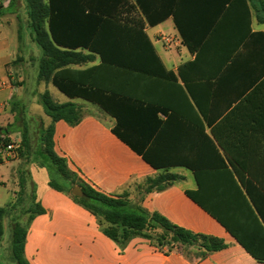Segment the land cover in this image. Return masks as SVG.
Returning a JSON list of instances; mask_svg holds the SVG:
<instances>
[{"label": "trees", "instance_id": "16d2710c", "mask_svg": "<svg viewBox=\"0 0 264 264\" xmlns=\"http://www.w3.org/2000/svg\"><path fill=\"white\" fill-rule=\"evenodd\" d=\"M23 2L26 23L18 26L17 37L21 40V35L27 34L41 53L38 81L52 84L70 99L80 98L97 105L115 119L112 134L157 170L155 176L131 183L140 191V201L147 193L163 191L181 179L169 173L168 168L191 170L197 189L185 191L187 197L219 223L257 264H264V186L249 187L243 182V175L252 177L250 171L198 169V158L179 149L178 106L179 95L185 98L178 81L195 103L196 90H203L206 95L207 89L212 88L208 92L210 99L234 93L237 100L243 99V93L251 87L256 88L253 95L264 90V33H251L250 29V9L258 23L264 24V0ZM2 15L0 8V18ZM168 17L173 19L181 44L195 54V60L179 67L176 75L165 69L144 31L146 25L153 27ZM95 56L99 57L98 65L71 69L91 62ZM200 66L202 73L196 78L194 70ZM212 80L215 82L210 84ZM195 81L202 84L190 86ZM165 84L175 88L163 92L168 96L174 94L168 104V98L158 97L159 94L148 96V86ZM239 86L240 92L232 90ZM142 89L144 96H140ZM41 105L50 124L41 128L35 144L23 133L18 157L27 165L35 158L41 166L52 167L58 180L51 177L49 186L59 192L66 187H79L83 196H74V201L96 218L103 235L121 248L132 239L141 238L166 254L197 248L206 255L227 248L222 239L194 234L156 212H147L140 204H131L128 188L106 195L77 180L66 161L55 154L53 133L58 121L77 125L84 117L82 108L72 102L56 103L48 91L41 95ZM220 109L222 113L227 107ZM158 114L165 116V120L158 119ZM8 134L7 128H0V142L7 143ZM203 137L209 148L206 150H213L220 164H224L213 141ZM21 171L20 198L28 178L27 171ZM34 212L43 211L36 206ZM5 215L6 209L0 208V242ZM11 230L12 258L17 264H28L24 258L26 229L12 225Z\"/></svg>", "mask_w": 264, "mask_h": 264}, {"label": "crops", "instance_id": "0c3cea01", "mask_svg": "<svg viewBox=\"0 0 264 264\" xmlns=\"http://www.w3.org/2000/svg\"><path fill=\"white\" fill-rule=\"evenodd\" d=\"M0 8L3 11L0 34L7 28L15 32L11 51L5 40L0 41V81L7 83L0 91V128L8 129L9 134L6 137L9 140L17 137L22 140L23 133L30 136L31 123L42 124L43 127L50 124L43 108H31L34 102L41 103V95L48 86L37 79L38 60L41 57L39 49L30 42L27 34H22L21 40L17 37L18 26L26 23L23 0H0ZM164 25L169 26L170 37L160 30L149 35L150 30ZM250 29L251 33H264V24L258 23L253 9H250ZM144 31L165 69L174 75L179 67L195 60V54L181 44L172 17L153 27L146 25ZM82 52L84 55L88 54L87 51ZM16 58L21 65L15 70L12 64ZM30 61L33 63L29 64ZM99 63V57L95 56L91 62L71 69L83 70ZM29 67L35 75L32 79L29 76ZM194 71L197 78L202 73L201 66ZM214 82L212 80L210 84ZM178 84L185 93V98L180 95L178 97L180 152L198 158V169L250 171L252 177L243 175V182L249 187L264 186V90L253 95L255 87H251L243 93L244 98L238 100L234 93L210 99L208 92L212 88L207 89L206 95L203 90H196L195 103L188 97L183 83L178 81ZM199 84L202 82L195 81L190 86L197 87ZM166 89L175 90L172 84H165L163 87L148 86L146 91L148 96L155 93V97L159 94L158 97L168 98V104L174 94H163ZM28 90L31 91V97ZM232 90L240 92L242 86ZM143 91L140 90V96L145 95ZM250 95L252 96L247 99ZM65 98L59 104L72 102L82 110L86 106L90 109L93 106L98 107L80 98ZM225 107L227 109L221 113L220 108ZM90 109L75 126H69L64 121L54 123L53 150L66 161L67 168L77 180L106 195L128 188L131 204H140L147 212H156L172 224L194 234L222 239L227 248L206 255L197 248H189L183 253L174 251L166 254L141 238H134L121 248L103 235L93 215L75 204L69 196L49 188V177L37 187L33 181H36V173L42 168L31 167V187L36 201L45 209V214L37 217L26 233L25 256L31 260V264H39L33 261L37 250L42 257L47 252V235L54 241V260L65 264H257L219 223L187 197L185 191L194 192L197 189L191 170L184 167L168 168L169 173L177 174L181 179L163 191L147 193L140 201V191L131 183H140L147 177H153L157 170L112 134L115 119L99 107V113ZM157 118L165 120L166 117L158 114ZM201 129L203 135L215 144L224 164H220L213 150H206L209 148ZM8 164L0 165L5 167V171H9L8 179L14 182L19 175L12 168L11 171L7 169ZM1 177L0 186H3ZM236 182L241 186L237 180Z\"/></svg>", "mask_w": 264, "mask_h": 264}, {"label": "rangeland", "instance_id": "374dc122", "mask_svg": "<svg viewBox=\"0 0 264 264\" xmlns=\"http://www.w3.org/2000/svg\"><path fill=\"white\" fill-rule=\"evenodd\" d=\"M163 28V29H162ZM165 31L164 33L167 35V37L171 36L170 28L167 25H164L163 27L159 28V29H153L149 31V35H152L153 33H155L156 31ZM163 33V32H162ZM15 36V32L13 29L11 28H7V29H3L2 34H0V41L5 40L7 42V45L9 46V51H11L13 49V39ZM18 58V57H17ZM15 59V62H13L12 67L13 69H19V66L21 65V62L18 59ZM33 63L32 61L29 62V64ZM29 76L32 79V77H34V72L31 71V67H29ZM31 84V83H30ZM45 86L47 87V90L51 97L53 98V100L56 103H63L64 100H66L65 96L60 93L55 87L52 86V84L50 83H45ZM28 95L31 97V91L28 90ZM33 107V109L37 108V109H42V105L41 103L37 104L36 102L33 103V106L31 105V108ZM86 109L82 110V113L85 114L87 111H89V107H85ZM98 107L93 106L91 107V111L92 112H96L99 113L100 110L97 109ZM49 118V117H48ZM49 121L50 118H49ZM21 125V124H19ZM43 127L42 124H34L31 123V131H30V137H31V141L33 142V144H35L37 136H38V129H41ZM14 161V162H12ZM9 163L7 165V169H9L11 171H16V173L19 175L23 170L25 169L28 173V178H27V184H26V188L24 191V195L21 197L23 200L19 203L18 200L21 199L19 197V193H20V186H19V179L18 176L15 177L14 182H12V180L8 179V172L5 171V167L3 165H0V176H2L1 181L3 183V186H0V208H5L6 209V215L5 218L3 220V226H4V234L3 237L1 239L0 242V264H17L14 259L12 258V254H11V234H12V225H19L20 227H23L26 229V233L28 232V229L31 227L33 221L39 217L45 214V209L41 206V204L39 202L36 201V197L34 195V190L31 187V182L33 181V177L31 175L30 178V173L29 170L31 169V167L37 168L40 167L42 168L41 170H39L36 174L37 178L36 181H33V183H35V185L37 187H40L41 185H39L40 183H44L46 178L48 179L49 177V181L52 179L58 180L56 175H54L55 171L52 167L50 168H46L41 166L39 161H36L35 158H32V162L29 163L28 165L24 162V160H22L20 157H17L16 160H11V161H7L4 164ZM25 163V164H24ZM3 164V163H2ZM60 185L65 186V184H63L62 182L60 183ZM48 186H49V182H48ZM66 187V186H65ZM49 188H51L49 186ZM53 189V188H51ZM72 189H70V187H66L62 192H59L55 189H53L56 192L59 193H63L67 196H69V198H71V200L77 204L78 206H80L81 208H83L81 205H79L78 203H76L74 201V196L71 194ZM33 190V193H32ZM31 193L33 194V199L30 198ZM76 197V196H75ZM11 206V208L9 207ZM14 206V207H12ZM36 206H38L43 212L41 214L35 213L34 209H36ZM84 209V208H83ZM85 210V209H84ZM87 211V210H86ZM88 212V211H87ZM91 214V213H90ZM92 215V214H91ZM98 225V224H97ZM47 242H48V249L47 252L44 253V256H40L38 250L35 252L34 254V260L35 262L39 263V264H65L62 261H55V257H56V253H54V241L51 240V236L47 235L46 236ZM24 258L27 261L28 264H31V260H29L28 258H26L25 256V249H24ZM44 259V260H43Z\"/></svg>", "mask_w": 264, "mask_h": 264}, {"label": "built area", "instance_id": "2783aa9c", "mask_svg": "<svg viewBox=\"0 0 264 264\" xmlns=\"http://www.w3.org/2000/svg\"><path fill=\"white\" fill-rule=\"evenodd\" d=\"M7 85L6 82L0 81V91ZM21 147V138L9 140L7 143L0 145V164L7 161L16 160L18 157V150Z\"/></svg>", "mask_w": 264, "mask_h": 264}, {"label": "water", "instance_id": "95a60500", "mask_svg": "<svg viewBox=\"0 0 264 264\" xmlns=\"http://www.w3.org/2000/svg\"><path fill=\"white\" fill-rule=\"evenodd\" d=\"M71 194L73 196H76V197H82L83 196V193H82L81 189L79 187H77V186L72 189Z\"/></svg>", "mask_w": 264, "mask_h": 264}]
</instances>
